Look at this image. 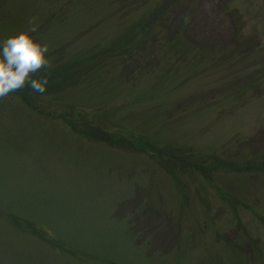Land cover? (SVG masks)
Masks as SVG:
<instances>
[{
	"label": "rangeland",
	"instance_id": "obj_1",
	"mask_svg": "<svg viewBox=\"0 0 264 264\" xmlns=\"http://www.w3.org/2000/svg\"><path fill=\"white\" fill-rule=\"evenodd\" d=\"M33 26L0 264H264V0H0V40Z\"/></svg>",
	"mask_w": 264,
	"mask_h": 264
},
{
	"label": "clouds",
	"instance_id": "obj_2",
	"mask_svg": "<svg viewBox=\"0 0 264 264\" xmlns=\"http://www.w3.org/2000/svg\"><path fill=\"white\" fill-rule=\"evenodd\" d=\"M35 31L33 26L0 40V97L17 92L26 84L34 92H46L47 78L32 77L33 73L49 66V49L32 35Z\"/></svg>",
	"mask_w": 264,
	"mask_h": 264
},
{
	"label": "trees",
	"instance_id": "obj_3",
	"mask_svg": "<svg viewBox=\"0 0 264 264\" xmlns=\"http://www.w3.org/2000/svg\"><path fill=\"white\" fill-rule=\"evenodd\" d=\"M141 29V32L143 33V32H145L146 31V28H140ZM73 68V67H72Z\"/></svg>",
	"mask_w": 264,
	"mask_h": 264
}]
</instances>
